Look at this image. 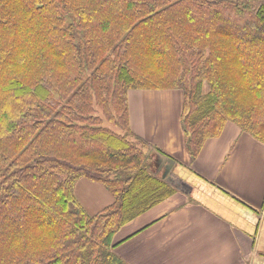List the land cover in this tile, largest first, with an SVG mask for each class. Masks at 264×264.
<instances>
[{
	"label": "trees",
	"instance_id": "1",
	"mask_svg": "<svg viewBox=\"0 0 264 264\" xmlns=\"http://www.w3.org/2000/svg\"><path fill=\"white\" fill-rule=\"evenodd\" d=\"M132 89L182 91L191 160L227 122L264 141V0H0V264H127L117 232L176 192Z\"/></svg>",
	"mask_w": 264,
	"mask_h": 264
},
{
	"label": "crops",
	"instance_id": "2",
	"mask_svg": "<svg viewBox=\"0 0 264 264\" xmlns=\"http://www.w3.org/2000/svg\"><path fill=\"white\" fill-rule=\"evenodd\" d=\"M171 91H128L131 130L173 158L164 178L176 192L122 226L115 254L127 264H264V141L227 122L191 160L183 94ZM75 195L89 214L113 200L81 178Z\"/></svg>",
	"mask_w": 264,
	"mask_h": 264
},
{
	"label": "rangeland",
	"instance_id": "3",
	"mask_svg": "<svg viewBox=\"0 0 264 264\" xmlns=\"http://www.w3.org/2000/svg\"><path fill=\"white\" fill-rule=\"evenodd\" d=\"M206 87H207V85L205 84L204 85V89H206ZM171 92H177V93H179L180 96H181V98H182V91L181 90L174 89ZM165 93H170V91L165 92ZM158 158H159L158 157V153L157 152H154V151H151L150 152V156H149L148 161H147V165H148L150 171L156 172L158 175H161L160 170H159V164H158V161H157ZM76 192H77V187H76ZM99 206H101V205H99ZM99 206L97 205L96 208L98 209Z\"/></svg>",
	"mask_w": 264,
	"mask_h": 264
},
{
	"label": "water",
	"instance_id": "4",
	"mask_svg": "<svg viewBox=\"0 0 264 264\" xmlns=\"http://www.w3.org/2000/svg\"><path fill=\"white\" fill-rule=\"evenodd\" d=\"M158 164L159 168H161L162 164H165L164 169L162 170V177H165V175L169 172V170L174 165V160L172 158H167L166 156L158 153Z\"/></svg>",
	"mask_w": 264,
	"mask_h": 264
}]
</instances>
